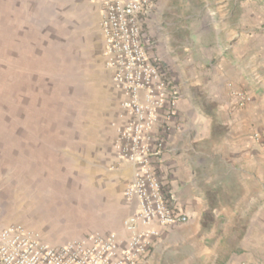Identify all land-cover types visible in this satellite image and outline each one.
<instances>
[{"label": "crops", "instance_id": "crops-1", "mask_svg": "<svg viewBox=\"0 0 264 264\" xmlns=\"http://www.w3.org/2000/svg\"><path fill=\"white\" fill-rule=\"evenodd\" d=\"M260 10L253 15L264 18V2ZM152 11L143 18L144 31L154 36V54L165 55L167 43L170 56L161 65L171 73L179 95L175 109L161 111L152 132V145L161 144L155 169L188 223L217 211L220 218L232 216L220 237L221 246L230 253L220 264H264V28L235 33L227 45L221 29L215 27L211 45L200 52L192 48L181 57L173 38L152 29ZM101 22L98 0H0V66L8 63L12 70L26 74L27 66L16 65L18 60L44 55L58 68L56 72L61 71L35 84L39 110L18 102L14 91L0 103V135L11 131L13 141L11 154L6 155L0 140V229L24 220L41 241L53 246L91 232L116 233L120 240L128 236L124 221L137 203L124 193L136 167L120 160L113 146L128 116L121 104L123 91L114 84L108 67L102 68ZM83 57L85 68H93L88 77L82 75ZM70 83L79 91L89 87L93 105L87 107L79 92L68 106L72 105L68 116L55 118L51 111L57 113L58 99L53 89ZM240 91L250 96L244 106L236 94ZM217 131L222 140L216 152L223 172L211 162L209 176L195 142ZM244 168L250 175H242ZM219 176L223 181L218 182ZM250 176L256 190L241 195L247 196L245 201L231 197V185ZM215 180L226 185L219 190V205L206 186ZM178 227L182 226L160 227V237L143 264L164 260L160 251L167 249Z\"/></svg>", "mask_w": 264, "mask_h": 264}, {"label": "built area", "instance_id": "built-area-1", "mask_svg": "<svg viewBox=\"0 0 264 264\" xmlns=\"http://www.w3.org/2000/svg\"><path fill=\"white\" fill-rule=\"evenodd\" d=\"M98 2L106 66L124 93L121 104L128 116L113 146L120 160L136 167L124 193L137 203L124 221L128 236L120 240L116 233H93L53 246L25 227L11 225L0 229V264H143L160 237V227L189 221L176 210L154 166L161 144L152 145L153 129L163 109H175L179 95L159 59L151 54L152 41L144 31L143 18L152 0ZM236 94L241 106L250 101L245 92Z\"/></svg>", "mask_w": 264, "mask_h": 264}, {"label": "rangeland", "instance_id": "rangeland-1", "mask_svg": "<svg viewBox=\"0 0 264 264\" xmlns=\"http://www.w3.org/2000/svg\"><path fill=\"white\" fill-rule=\"evenodd\" d=\"M234 1H239L237 6L238 8H234V6H236L234 5ZM263 2L264 0H152L151 9H153V11L151 13L152 15L149 16V19L152 18L153 20L152 29H154V31L163 33L164 35L170 37V39L173 38V45L176 46L175 52L178 51L181 54V57H184L192 48H194V52H200L201 47L206 48L208 45H211L215 38V27H219V29H221L222 36L225 37V44L227 45L232 40L235 33H245L246 31L257 32L264 28L263 15H253L254 12L261 11L260 9L263 7ZM147 34L150 36L152 41V46L150 48L151 54L158 58L162 64L170 56L168 48H166L167 43L163 44V51L165 55L154 54V36H151L149 32H147ZM67 46L64 48L69 49ZM70 46L73 48V45ZM43 56L44 55L39 57V59L32 56V58L26 62H23L20 59L18 60L20 63L16 65L27 66L28 72L26 71V74L19 72L18 68L12 70V65H9L8 63L0 66V103H4L5 100L9 98V95H12L11 92L14 91V95H16L18 102H26L31 109H34V111L39 110L36 103L40 97L38 95L40 92L36 89L37 87L35 84L37 82L39 84L42 80H44L42 79L44 76H53L61 72H56L58 68L53 67V62H49L51 59L47 56L43 58ZM55 62H57L56 59ZM22 63H24V65ZM82 66V75L84 77H88L93 68L92 66L85 68L87 66V59H84V57L82 59ZM56 67H59V65ZM102 68L103 71L107 70L105 60L103 61ZM163 69L166 71L167 76L172 80L170 77L171 73L164 67ZM110 81L111 73L109 72L107 83H110ZM42 91H44V89H42ZM53 91L57 94L58 99H56V107L58 109L57 113L55 110L51 111V113H55V118L57 116L62 119L61 117L63 115L68 116L72 105L70 107L68 106L74 101V97L77 96L79 92L83 93L81 94V97L87 101V107H92L93 105V94L90 93L91 91L89 92V87H86L85 90L81 89V91H79L76 86L74 88L72 83H70L68 86L62 88H57L56 86ZM102 98L100 100L103 104L102 106L105 107L107 104L105 99L106 97ZM46 104L47 101L45 102V107ZM118 104L119 102L117 101V105ZM23 114L25 115L24 112ZM7 124L11 126L9 120H7ZM6 131L9 133V129ZM18 132L20 133V131ZM10 134L3 135V133H1L0 135V140L2 139L3 141L2 146H5L3 149H7L2 153H5L6 155L11 154L9 151L12 149L11 144L13 141ZM220 136V132L217 131L214 136L202 135L195 142V149L200 150L199 155L203 159L204 169L208 171L209 176L212 170L209 168L211 162H214V165L217 163L218 170H221L220 173L223 172L222 164L220 165V162L218 161L219 154L217 155L216 152V149H218L222 140ZM0 149L2 148L0 147ZM208 155H211L212 157H208ZM3 163H5L4 160ZM4 166L5 164H3V167ZM216 169L213 171H216ZM246 173L247 175H250V172L244 168L242 175H246ZM251 178V176L245 177L242 178L239 183L236 181L234 184H230L234 189L232 190L231 197L234 195H248L256 190V186L251 184ZM220 181H223V177L221 176L218 177V182ZM218 182L215 180V182L206 185L210 190L209 193L211 200L217 205H219L217 200L219 190L226 187L224 183ZM248 189L250 190L248 191ZM61 196L66 197L67 195ZM241 197L243 201H245L247 196ZM231 217L232 216L230 215H226L220 218L218 211L213 213L211 212L207 214L202 221L196 220V222H187L188 224L186 223L182 225V227H178L175 231L176 234H174L170 242H168L167 249L164 248L160 251L161 255H163L162 259H164L162 261L160 260V264L222 263L223 261L220 259H227L230 252L227 248L221 246L220 237L226 229V225H228ZM39 218L40 216L35 217L34 219L39 221ZM26 224V221L19 220L17 223L12 225H21L33 232L39 238V234L28 228L31 225L28 226ZM205 225L208 227L204 228ZM91 233L93 234L94 232Z\"/></svg>", "mask_w": 264, "mask_h": 264}, {"label": "trees", "instance_id": "trees-1", "mask_svg": "<svg viewBox=\"0 0 264 264\" xmlns=\"http://www.w3.org/2000/svg\"><path fill=\"white\" fill-rule=\"evenodd\" d=\"M238 2L239 1H234V5H236V6H234V8H238L237 6H238Z\"/></svg>", "mask_w": 264, "mask_h": 264}]
</instances>
